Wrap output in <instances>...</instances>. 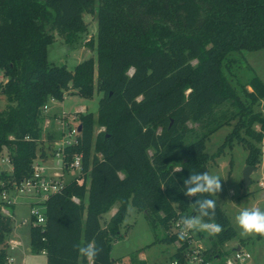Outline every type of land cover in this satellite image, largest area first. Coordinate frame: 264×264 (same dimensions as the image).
Masks as SVG:
<instances>
[{
    "label": "trees",
    "instance_id": "16d2710c",
    "mask_svg": "<svg viewBox=\"0 0 264 264\" xmlns=\"http://www.w3.org/2000/svg\"><path fill=\"white\" fill-rule=\"evenodd\" d=\"M95 3V58L72 70L49 62L52 31L73 41L85 29L82 13ZM263 47L264 0H0V158L11 166L0 169V193L30 176L35 158L53 155L51 132L42 145L48 99L100 93L96 113H74L81 127L76 142L65 146V159L81 154V171L42 202L43 224L30 218V250L44 251L46 264H93L78 246L95 240L101 252L94 264H114L111 246L122 237L131 204L154 231L151 243L178 242L171 258L188 264L187 240L171 232L181 216L196 214L184 179L208 172V163L233 141L247 151L246 165L261 162L264 114L254 106L264 98V83L257 75L242 83L235 54ZM232 121L223 143L208 153L210 134ZM2 205L0 264H6L12 219ZM214 221L223 230L202 251L212 262L235 235L218 203ZM142 248L129 253L127 264H145L137 258Z\"/></svg>",
    "mask_w": 264,
    "mask_h": 264
},
{
    "label": "rangeland",
    "instance_id": "374dc122",
    "mask_svg": "<svg viewBox=\"0 0 264 264\" xmlns=\"http://www.w3.org/2000/svg\"><path fill=\"white\" fill-rule=\"evenodd\" d=\"M98 4L95 3L90 9L82 13L85 23L83 32L76 34L73 41H66L62 36L53 30V41L47 46L46 56L51 63L64 65L72 70L74 66L88 58H95L96 55V35H97V12ZM235 56L239 62L238 79L245 81L252 75H257L264 83V47L254 51L243 50L236 53ZM1 74V72H0ZM3 77H0L1 82ZM0 82V83H1ZM247 89H249L247 87ZM100 93L94 91L91 98H85L78 93H65L62 100L48 99L46 105L49 106L47 113L43 111L42 120V145L45 147L46 133L51 132L53 137L59 140H70L73 136L68 135V129L78 126L77 118H72L75 112L80 110L96 113L98 108V99ZM4 103L3 96L0 94V106ZM264 114V98L254 106ZM50 113V114H48ZM63 114L66 119H61ZM50 123L51 130L45 124ZM66 123V124H65ZM231 125H223L210 134L205 142V149L208 153H214L223 143L225 136L230 131ZM101 127H95V132ZM257 130L258 126H254ZM59 144H53L57 147ZM261 148V162L255 171L250 174V181L246 188L243 186V171L245 168V158L247 151L236 141L231 144L226 143L219 156L208 163V173L218 175L221 179L222 191L213 196L224 213L227 215L231 226L235 230V235L224 242L221 246V255L219 260L213 261V264H220L229 256L237 245L250 254V259L244 264H264V237L253 235L248 237L241 236V229L238 227L235 217L244 208L259 207L264 210V135L259 143ZM54 157H49L47 165H51ZM8 164L0 162V169L8 171ZM76 174L75 170L64 174L65 178H70ZM263 183V184H262ZM34 199L25 196H17L14 204L7 206L9 215L12 219V228L7 235L8 258L11 260L6 264H46V256L42 252L30 250V213L29 204ZM42 212V205L36 206ZM113 205L109 211L103 214L102 223L108 221L112 215ZM22 220H25L22 222ZM122 237L112 243L110 256L120 264L128 263L129 253L142 248L145 264H170L172 254L174 253L178 242L151 243L155 239L154 231L151 229L147 219L142 211L137 210L131 204L127 206V214L120 227ZM157 236L161 237L163 231L158 228ZM211 235L207 232L192 231L193 241L191 244L199 246L203 251L211 245ZM12 240L19 243L12 245ZM189 264H195L193 262Z\"/></svg>",
    "mask_w": 264,
    "mask_h": 264
},
{
    "label": "built area",
    "instance_id": "2783aa9c",
    "mask_svg": "<svg viewBox=\"0 0 264 264\" xmlns=\"http://www.w3.org/2000/svg\"><path fill=\"white\" fill-rule=\"evenodd\" d=\"M1 82V80H0ZM43 111L47 110V105H43ZM83 110H80V112ZM67 115L63 114L61 119H66ZM72 118H76V115L73 114ZM66 124V123H65ZM68 135L73 136L70 140H57L54 143L59 144L57 147L54 146V152L52 157H54V161H52L51 165H47V161L49 160V156L46 160H41L38 157L35 158L32 162L31 168L32 173L30 176L20 180L18 183L14 184L12 190L6 191L3 190L0 193V200L3 202L1 206V210L4 214L9 215V210L7 206L14 204V199L17 196H25L33 198L34 201L29 206L30 218H33V223L43 224L45 220V216L43 211L40 212L36 206L42 205V202L53 193L60 192L66 183L74 178H76L81 171L82 165V155L79 153H73L70 155L68 160L65 159L66 151L65 146L71 145L76 142V137L79 131L77 127L69 128ZM53 143V144H54ZM1 163H9L8 158L6 156L0 158ZM75 170L76 174L70 178H65L64 174L68 171ZM263 184V183H262ZM264 185V184H263ZM75 202H78L77 197H73ZM43 207V206H42ZM177 219L173 225L171 232L176 233L179 237L181 232V227L178 225ZM25 220H22L24 222ZM183 240H187V246L184 250V259L189 264L191 262L195 264H213L212 261L206 260L200 250L199 246H194L192 243V231L188 232ZM19 242L16 240H12V245H16ZM180 244L178 243V246ZM44 253V251H42ZM250 259L249 252L239 248L237 250H233L229 256L224 259L223 264H244L245 261ZM11 261L8 258L9 262ZM114 264H120L118 262H114ZM170 264H179V260L173 258L170 260Z\"/></svg>",
    "mask_w": 264,
    "mask_h": 264
},
{
    "label": "clouds",
    "instance_id": "9594fccd",
    "mask_svg": "<svg viewBox=\"0 0 264 264\" xmlns=\"http://www.w3.org/2000/svg\"><path fill=\"white\" fill-rule=\"evenodd\" d=\"M221 179L220 176L208 172L191 173L184 179V195L189 198L196 197L193 202L196 214L181 216L178 220L181 238L190 231L207 232L209 235L222 232V226L214 221L217 201L209 198L217 196L222 191ZM235 220L241 229V236L264 237V210L259 207L244 208L236 215ZM100 252L101 249L96 245L95 240L89 241L85 246H78L79 255L93 264Z\"/></svg>",
    "mask_w": 264,
    "mask_h": 264
},
{
    "label": "water",
    "instance_id": "95a60500",
    "mask_svg": "<svg viewBox=\"0 0 264 264\" xmlns=\"http://www.w3.org/2000/svg\"><path fill=\"white\" fill-rule=\"evenodd\" d=\"M80 124H78L77 126V130H80ZM256 167L254 166H250V165H245L244 171H243V186L244 188L247 187V185L249 184L250 181V174L251 172L255 171ZM239 249V247H237L235 250Z\"/></svg>",
    "mask_w": 264,
    "mask_h": 264
},
{
    "label": "crops",
    "instance_id": "0c3cea01",
    "mask_svg": "<svg viewBox=\"0 0 264 264\" xmlns=\"http://www.w3.org/2000/svg\"><path fill=\"white\" fill-rule=\"evenodd\" d=\"M0 77H3L1 74H0ZM2 79H4V78H2ZM49 109V106H47V110ZM47 110L45 111L46 113H47ZM48 114H50V113H48ZM45 128H49L50 130H51V127H50V123L48 124H45V126H44ZM5 164H8V166H9V168L7 169L8 171H10L11 170V166H10V164L9 163H5ZM32 202H30V204H31ZM30 204H29V206H30ZM115 210H116V208H113V212H112V214L115 212ZM237 247H239V245H237ZM236 247V248H237ZM240 248V247H239ZM137 258L138 259H140V260H143V261H145V259H143V253H142V251H139L138 252V254H137ZM217 264V263H216Z\"/></svg>",
    "mask_w": 264,
    "mask_h": 264
}]
</instances>
